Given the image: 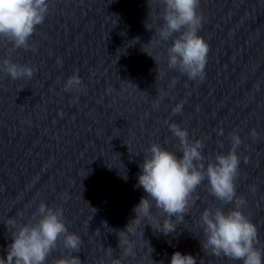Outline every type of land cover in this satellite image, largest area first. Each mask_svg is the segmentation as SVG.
<instances>
[{"label":"clouds","instance_id":"clouds-1","mask_svg":"<svg viewBox=\"0 0 264 264\" xmlns=\"http://www.w3.org/2000/svg\"><path fill=\"white\" fill-rule=\"evenodd\" d=\"M159 4L158 18L162 22L155 29L158 40L153 41L152 37L150 42L172 40L166 48L168 68L186 75L189 80L203 81L209 45L198 34L204 19L199 12L200 0H159ZM49 9L50 0H0V41L11 45L9 55L0 59V72L12 80H30L37 71L29 64L14 62L10 53L18 49L35 51L30 40L37 26L44 23ZM175 83L173 79V86ZM63 88L65 92L82 90L78 72L67 78ZM163 95L166 93H161ZM182 108L183 102L172 109V114L181 113ZM164 123L177 144L175 150L166 149L159 143H152L145 149L136 187H142L146 197H142L133 209L135 221L153 220L155 208L165 216L162 226L155 230L169 235L177 226L172 218L183 222L193 194L206 181L207 191L219 201V206L205 207L201 213L199 225L204 236L203 250L242 264H264V246H258L257 225L243 211L245 198L237 195L240 172L237 150L243 143L241 137L236 132L230 133L228 152L207 156L202 140L190 139L188 130L177 123L167 120ZM219 134L223 135V130ZM251 136L257 137L254 129ZM228 205L231 207H226ZM6 225L11 229L12 243L7 247L6 259L0 257V264H49V256L61 248L69 254L53 258L50 264H81L80 258L72 254L80 252L81 237L69 232L62 208L41 202L26 222H18L13 217ZM148 225L152 227V224ZM112 264H121V261L114 259ZM170 264H197V260L176 251Z\"/></svg>","mask_w":264,"mask_h":264}]
</instances>
